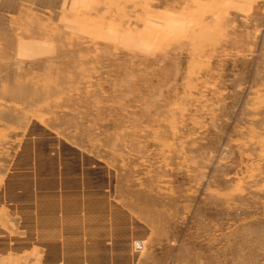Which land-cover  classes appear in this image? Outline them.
I'll list each match as a JSON object with an SVG mask.
<instances>
[{"label": "rangeland", "instance_id": "374dc122", "mask_svg": "<svg viewBox=\"0 0 264 264\" xmlns=\"http://www.w3.org/2000/svg\"><path fill=\"white\" fill-rule=\"evenodd\" d=\"M71 238L96 264H264V0H0V264Z\"/></svg>", "mask_w": 264, "mask_h": 264}, {"label": "crops", "instance_id": "0c3cea01", "mask_svg": "<svg viewBox=\"0 0 264 264\" xmlns=\"http://www.w3.org/2000/svg\"><path fill=\"white\" fill-rule=\"evenodd\" d=\"M64 179L66 180L65 184L68 186L69 179L68 178H64ZM56 185H57V183L55 185H53L52 188H50V187L47 188V190H46L47 197H51L52 198L51 200H55V201H59L60 199L61 200H65V199L73 198V196H72L73 190H71L69 186H68L69 187L68 188L64 184L62 185V186H65L67 188V191L63 190L60 187L57 188V191H55L54 189L56 188L55 187ZM58 189H60V190H58ZM66 195H67V197H66ZM60 208H62L63 211H66V205H65V207L64 206H62V207L60 206ZM46 214H47L46 211L40 213L41 216H45V221H46V216H49V215H46ZM89 214H92V213H89ZM26 215H28V216L31 215V219L33 218L32 217L33 216L32 212L31 213L28 212V213H26ZM29 221H31V220L27 219V220L24 221V223H26V225H28V224H30ZM61 223H67V224L63 228L61 226ZM86 223L89 226L88 223H90V221H88ZM74 224H75L74 217L68 216L66 218H62V220L59 219L58 226H56L55 229L51 227L52 225L45 224V225H43L40 228V230L41 231H46V232L48 231V229L51 230V231L56 230L57 233H59V232H61L60 228H62V233L61 234H65V236H66L67 232L73 229L72 226ZM69 226H70V230L67 231V229H69ZM75 226H77V225H75ZM27 229L29 231H30V229L32 230V228L29 229V227H27ZM79 240H80V238L78 240L77 239L74 240V238H71V240L64 239L65 242H68L66 247H71L70 248L71 250L68 251L69 248H66L65 249L66 253L63 252V255H61L62 260H65L64 263L65 264H96L97 263V261H96L97 258L94 256L93 246H91L90 243H88V242H87V245L86 244L82 245V243ZM103 247L105 248L104 245H103ZM62 260H60L58 262H62ZM103 264H111V260H110L109 256L105 259Z\"/></svg>", "mask_w": 264, "mask_h": 264}]
</instances>
